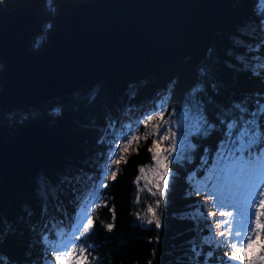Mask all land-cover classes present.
Here are the masks:
<instances>
[{
    "label": "trees",
    "instance_id": "16d2710c",
    "mask_svg": "<svg viewBox=\"0 0 264 264\" xmlns=\"http://www.w3.org/2000/svg\"><path fill=\"white\" fill-rule=\"evenodd\" d=\"M94 1L0 0V12L14 11L25 3L34 6L40 30L30 46L38 52L69 8ZM259 1L232 0L219 30L195 58L162 69L137 85L93 81L76 92L36 105L0 106V133L8 141L32 124L58 136L51 159L6 205L9 211L0 213V264H49L52 257L42 237L47 235L49 240L72 231L70 223L81 186L91 181L95 199H101L90 211L94 227L89 236L74 243L88 246L85 255L93 264H214L218 257H225L228 249L217 250L214 245L201 244L199 255L192 251L199 226L192 211L199 196L187 178L204 158L210 161L219 153L230 140L229 132L237 133L251 113L264 106V69L258 74L254 71L264 64V12H256ZM3 75L4 63L0 61V92ZM159 92L168 93L170 111L188 108L199 112L208 128L194 135L189 157L171 164L173 175L157 207L160 227H156L141 224L138 215L145 203L139 200L137 179L141 168L153 162L150 138L136 144L134 152L118 166L115 179L99 176L112 146L110 137L120 131L122 119L128 117L130 108L141 116ZM233 121L237 123L230 127ZM258 122L264 132V116ZM261 145L264 141L253 149ZM67 187L74 191H64ZM203 232L208 231L205 228Z\"/></svg>",
    "mask_w": 264,
    "mask_h": 264
},
{
    "label": "water",
    "instance_id": "95a60500",
    "mask_svg": "<svg viewBox=\"0 0 264 264\" xmlns=\"http://www.w3.org/2000/svg\"><path fill=\"white\" fill-rule=\"evenodd\" d=\"M232 0H96L69 8L43 48L34 6L0 12V106H32L93 81L137 85L195 58L217 33ZM57 134L29 125L0 133V211L51 159ZM1 213V212H0Z\"/></svg>",
    "mask_w": 264,
    "mask_h": 264
},
{
    "label": "rangeland",
    "instance_id": "374dc122",
    "mask_svg": "<svg viewBox=\"0 0 264 264\" xmlns=\"http://www.w3.org/2000/svg\"><path fill=\"white\" fill-rule=\"evenodd\" d=\"M256 12H264V0H260L256 7ZM135 89V86L131 87V91ZM168 99L167 92H159L158 97L154 101L156 106H151L152 104H146V110L141 114V116H136L138 113L135 109L130 108L128 112V117H125L121 121L120 131L112 134L111 138V149L105 160V168L101 172L99 179L106 177V169L110 165V161L117 157H122L118 164L110 166V171H117L118 166L126 161L128 154L134 152L135 146L141 141H146L145 134L147 138H150L153 143L156 142L157 146L153 148L152 153H156V159L153 158V162L145 167L144 171H140V175L137 179V189L139 200L145 203L144 208L139 212V220L143 225H153L157 220V207L162 201L164 195L166 194L173 171L171 169V164L175 161H181L185 157H189L191 150L194 147L193 137L198 133H201L208 128L207 121L204 116L199 114V112L192 111L191 109L185 108L182 110H172L170 111L166 105ZM33 105H36L33 104ZM134 123L128 122L127 119L135 117ZM144 127V131L141 130V127ZM243 130V127L237 133H230V140L223 144L219 153L213 157L210 161L207 158L202 160V164L198 170L191 172L188 175V183L192 186L194 193L199 196V201L197 202V207L192 211L195 219L198 221L197 237L194 239L196 243L201 245L203 238L208 237L210 233V228L215 232H220L227 230L229 224H224L221 228L215 229V224L217 222H222L228 220L231 223V227L234 228V221L236 215L239 214V211L235 212L231 210L232 213H235L231 217L220 215V212H229L227 205L220 207V201L218 198L211 196V193L214 190H219L223 194V199L229 201L231 197L235 196L241 201L239 205L243 202V194H240L239 185L241 180L246 173L247 177L249 175V163L250 152L243 147L238 142V134ZM132 137L138 139L132 140L129 144V140ZM127 146L126 150H121L122 147ZM260 157L262 156V163L258 164L257 162H251L255 165V168L260 171L264 170V153H259ZM166 170L171 174V178L166 174ZM258 171L256 173H258ZM39 172V171H38ZM37 174V173H36ZM35 174V175H36ZM163 177V179H161ZM164 180H169V186L167 189L164 187ZM74 183V182H73ZM94 181H91L90 185H82L83 188L82 194L79 197V204L74 207L72 213L76 223H83L84 220L80 219V212L84 207L85 203H88L87 216L90 214L91 209L94 207L96 202L101 201V199H95V203L88 202L87 198L91 195L95 189ZM207 190H203V189ZM201 189V190H197ZM74 191L72 188H64V191ZM163 192V196H161ZM243 193V191L241 190ZM204 195V196H200ZM98 198V197H97ZM234 204L236 203V199ZM232 201V200H231ZM9 203V202H8ZM149 208L152 211H149ZM3 211L8 212L9 209L5 207ZM2 211V212H3ZM209 213H215L211 215L212 219L208 220L207 215ZM147 220H153L152 224H148ZM206 221V222H205ZM208 221V222H207ZM207 229V233H204L203 230ZM227 235V231H224ZM74 234V233H73ZM68 241V244L73 243V237L63 238ZM218 240H224V237H218ZM217 246L215 243L212 244ZM259 245L257 243L255 251L249 250L247 252V258H244V261L251 260L253 258L259 257ZM208 256V254H207ZM207 264H212V262H207ZM229 264H243L242 261H236L235 263ZM259 264H264V262H259Z\"/></svg>",
    "mask_w": 264,
    "mask_h": 264
},
{
    "label": "snow or ice",
    "instance_id": "6c2138e0",
    "mask_svg": "<svg viewBox=\"0 0 264 264\" xmlns=\"http://www.w3.org/2000/svg\"><path fill=\"white\" fill-rule=\"evenodd\" d=\"M259 69H264V64L257 66L254 71L258 74ZM243 112H247V109L244 106H241ZM264 116V106H260L256 111L251 113V119H247L243 122V130L238 134V142L241 144V147L251 152L253 146L257 145L259 142L264 141V132L260 130L259 126V117ZM237 122L233 121L230 127L234 126ZM147 138V134H145ZM138 139L132 137L129 140V144L132 140ZM157 146L156 142L153 143V148ZM127 146L122 147V151L126 150ZM153 148H149V151L152 152ZM157 154H153V158L156 159ZM122 157H117L110 161L109 167L106 169L105 174L108 175L111 179H115L116 172L110 171V166L118 164ZM144 171L143 168L140 170ZM258 169L255 168V165L251 162L249 163V175L248 182L244 186L243 192V202L238 206L231 201L227 203L231 207H239V219L235 220L236 227H231V223L228 220L217 222L215 224V229L221 228L224 224H229V228L226 230L227 235L224 231L215 232L210 228V235L202 239V244H223L228 251H225V256L228 257L230 261H242L243 264H259V262H264V183L257 182L256 172ZM166 174L171 178V174L167 172ZM163 179V177H161ZM100 187H106V184H100ZM169 186V180H164V187L167 189ZM198 191L201 189H197ZM203 190H207L206 188ZM95 191L87 198L88 202L95 203ZM163 196V192H161ZM211 196L219 199L220 207H223L226 201L223 199V194L219 190H214L211 193ZM87 209L88 203L84 204L83 209L80 212V219L84 222L74 224L72 232L74 233L73 239L81 240L83 237H87L93 230L94 224L92 218H87ZM149 211H152L149 208ZM220 215L232 216V212H220ZM208 215H215V213H209ZM148 224H152L153 220H147ZM254 225V228L251 227ZM155 226L160 227L159 220L155 221ZM112 225H107V229L111 231ZM218 237H224V240H218ZM43 240L47 241L48 237L45 235L42 237ZM259 244L261 254L257 258L244 261L243 255L238 253H247L249 250L255 251V247ZM48 253L51 255L52 259L50 264H93L92 261L86 258V253L88 252V246L78 247L76 244H68V241L63 238H58L57 240L48 241L45 245ZM201 245L194 243L192 246V251L194 254L199 255L198 249ZM209 256L211 253L208 254ZM149 264H152V261H149Z\"/></svg>",
    "mask_w": 264,
    "mask_h": 264
},
{
    "label": "bare ground",
    "instance_id": "6f19581e",
    "mask_svg": "<svg viewBox=\"0 0 264 264\" xmlns=\"http://www.w3.org/2000/svg\"><path fill=\"white\" fill-rule=\"evenodd\" d=\"M157 97H158V95H157ZM53 98H54V97H53ZM51 99H52V98H51ZM51 99H50V100H51ZM155 100H156V98L153 99V100H151V101H149V104H152L151 106H154V107H155V106H156V102L154 103ZM131 110H132V109H131ZM131 110H130V111H131ZM252 160L254 161V160H257V159L253 157ZM0 212H1V211H0ZM45 219H46V218L44 217V220H45ZM42 224H43V223H42Z\"/></svg>",
    "mask_w": 264,
    "mask_h": 264
}]
</instances>
